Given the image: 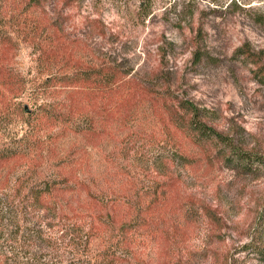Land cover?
Instances as JSON below:
<instances>
[{
	"label": "rangeland",
	"instance_id": "374dc122",
	"mask_svg": "<svg viewBox=\"0 0 264 264\" xmlns=\"http://www.w3.org/2000/svg\"><path fill=\"white\" fill-rule=\"evenodd\" d=\"M20 1L0 0V30ZM45 7L65 29L66 41L54 33L61 66L66 54L73 72L121 71L110 89L72 88L67 113L85 111L77 125L35 127L32 114L58 116L64 104L40 88L49 77L38 76V46L20 43L13 63L30 89L19 102L31 113L0 112V148L36 135L0 181V264H88L114 240L119 264H264L255 253L264 249V168L227 165L188 134L180 109L188 103L196 121L264 158V0Z\"/></svg>",
	"mask_w": 264,
	"mask_h": 264
},
{
	"label": "trees",
	"instance_id": "16d2710c",
	"mask_svg": "<svg viewBox=\"0 0 264 264\" xmlns=\"http://www.w3.org/2000/svg\"><path fill=\"white\" fill-rule=\"evenodd\" d=\"M142 1L143 3L146 1L148 5L152 3V0ZM45 2L46 0H21L20 4L16 7L17 10H11L6 13V27L0 30V112L11 111L12 114L19 116L23 115V111H25V109H22L19 100L27 94L30 86L29 82L18 72L13 63L20 43L24 42L38 46L37 51L40 54L39 58L36 59L39 67L38 76L49 77L40 86L43 93H48L49 97L52 96L53 98L59 96L60 102L64 104V107L58 111V116H50L49 112L42 114V110L32 114L31 117L35 119V127L48 122L52 124L54 122L53 126H59L60 124H66L67 126L70 124L77 125V122L85 117V111L81 109L77 114H73L71 111L67 113V106H70L72 88L76 86L90 88L100 83H104V85L108 86L106 88H109L112 86L113 80L116 81L121 70H119V66H114V64L109 66L102 63L81 67L73 72L64 64L66 54L65 56L63 55L64 61H61L63 64L61 66L59 61H57L59 58L57 54L58 42L54 33L57 30L60 31L62 40L66 41L65 29L58 21L60 17L58 13L51 15L46 12ZM43 10L45 11L44 14L42 13ZM203 35L202 28L200 27L198 38H202ZM63 43L64 47H66L67 43ZM3 48H7L6 54H3L2 51H5ZM243 54L249 56L248 52H244ZM196 55L198 61L203 59L204 52L199 45ZM59 65L61 67L56 70L54 67H58ZM180 105V109L186 114V118L183 119L185 130L193 136L195 142L209 144L221 153L227 165L245 173H251L255 169L264 168L263 157L237 149L231 140L223 138L215 131L208 129L201 122L196 121L192 117L194 110L188 103H180ZM31 131L30 129L27 130L21 139L16 140L15 144L17 146L0 148V181L4 176L5 169L12 160L27 158L26 148L30 146L31 140L36 135L34 132L32 134ZM63 181H65L64 183H68L69 180L65 179ZM57 184L47 182L46 188L49 191L54 189L60 190L62 187ZM123 227L127 228L128 224L126 226L122 225L121 228ZM130 230L127 228V232H130ZM86 244L89 247L90 241L86 240ZM113 245L115 249L112 251L106 250L104 255L92 258L88 264H119L116 262V259L118 257L117 253L121 250L120 253L123 252L122 243L114 240ZM255 253L264 258L263 248L256 250ZM65 264L80 263L71 261Z\"/></svg>",
	"mask_w": 264,
	"mask_h": 264
},
{
	"label": "water",
	"instance_id": "95a60500",
	"mask_svg": "<svg viewBox=\"0 0 264 264\" xmlns=\"http://www.w3.org/2000/svg\"><path fill=\"white\" fill-rule=\"evenodd\" d=\"M25 112L28 113V114L31 113V112L29 111V107H28V105H25Z\"/></svg>",
	"mask_w": 264,
	"mask_h": 264
}]
</instances>
